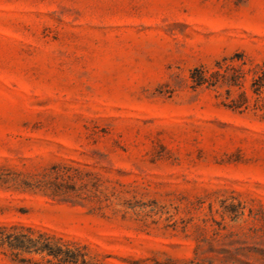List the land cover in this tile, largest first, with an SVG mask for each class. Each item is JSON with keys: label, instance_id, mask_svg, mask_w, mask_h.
Wrapping results in <instances>:
<instances>
[{"label": "rangeland", "instance_id": "obj_1", "mask_svg": "<svg viewBox=\"0 0 264 264\" xmlns=\"http://www.w3.org/2000/svg\"><path fill=\"white\" fill-rule=\"evenodd\" d=\"M0 264H264V0H0Z\"/></svg>", "mask_w": 264, "mask_h": 264}, {"label": "trees", "instance_id": "obj_2", "mask_svg": "<svg viewBox=\"0 0 264 264\" xmlns=\"http://www.w3.org/2000/svg\"><path fill=\"white\" fill-rule=\"evenodd\" d=\"M41 252H47L49 255H53L54 257H57V253L54 250H51V248H44L43 250H40Z\"/></svg>", "mask_w": 264, "mask_h": 264}]
</instances>
